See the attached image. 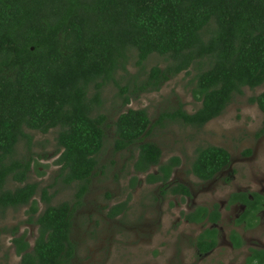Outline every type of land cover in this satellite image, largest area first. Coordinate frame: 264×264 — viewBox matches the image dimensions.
<instances>
[{
  "label": "trees",
  "instance_id": "trees-1",
  "mask_svg": "<svg viewBox=\"0 0 264 264\" xmlns=\"http://www.w3.org/2000/svg\"><path fill=\"white\" fill-rule=\"evenodd\" d=\"M133 55L139 74L129 76L122 86L117 76L128 74ZM153 55L164 57L167 64L146 72L144 65ZM194 66L198 72L193 96L200 108L192 114L182 108L164 113L156 125L169 119L203 128L244 88L264 85V0H0V216L10 208L29 207L28 222L38 226L34 245L26 234L12 239L20 264H69L75 255V207L69 202L51 205L43 189L46 208L38 215L39 185L27 182L38 162L31 152L33 138L25 131L58 130L56 165L66 185L79 184L75 196L80 206L98 173L105 144L107 117L98 113L103 88L114 83L128 105ZM250 103L264 114V91ZM152 128L146 109L121 113L115 122L114 152L138 145L134 171L147 174L145 182L160 184L164 194L190 197L189 187L170 182L181 159L172 157L163 164L161 149L143 143ZM22 140L29 156L16 159ZM230 164L226 149L199 147L191 173L206 182ZM154 167L157 171L150 173ZM11 181L20 186L9 188ZM138 184L133 178L132 188ZM252 196L255 202L247 193L231 196V202L247 205L244 218L251 220L264 202L262 195ZM127 206L128 201L114 206L109 216L121 215ZM220 216L218 210L211 213L200 207L184 219L217 222ZM17 230L10 232L16 235ZM210 235L208 230L205 236ZM232 238L238 247L239 238ZM199 246L207 251L215 243ZM255 259L263 264L264 256L256 252L247 264H255Z\"/></svg>",
  "mask_w": 264,
  "mask_h": 264
},
{
  "label": "rangeland",
  "instance_id": "rangeland-1",
  "mask_svg": "<svg viewBox=\"0 0 264 264\" xmlns=\"http://www.w3.org/2000/svg\"><path fill=\"white\" fill-rule=\"evenodd\" d=\"M132 58L128 74L120 72L117 76L122 86L129 76L139 74L134 55ZM166 64L164 57L153 55L144 68L149 72L153 66L164 68ZM197 72L196 66L191 67L165 83L159 91L132 98L128 105H124L119 87L114 83L103 88L98 113L107 117L105 144L98 158V173L92 177L80 206H76L75 196L79 184L66 185L60 178V167L56 165L60 156L56 141L58 130L47 134L25 131L33 138L31 152L38 162V165L33 163L27 180L39 185L35 197L38 215L46 208L41 199L43 189L47 190L51 205L69 202L75 207L71 234L75 255L69 264H243V252L233 250L229 241L213 253L199 258L194 239L203 227L188 223L184 215L192 212L198 204L208 207L219 204L223 216L219 227L229 239L234 228L233 219L240 212L238 209L228 212L226 203L230 193L240 189L264 194V114L256 104L250 103L252 97L264 91V85L254 90L244 88L242 94L234 96L220 117L203 128L169 119L156 125L164 113L172 114L182 108L192 114L200 108L201 102L193 96ZM128 109L147 110L153 128L143 143H154L161 149L163 164L172 157L181 159V165L174 171L170 182L188 186L191 197L164 194L160 184H147V174H137L133 167L138 145L123 152H114L115 122ZM207 146L226 149L232 156L229 170L233 169L234 173L229 171L216 181L201 184L191 173V165L196 150ZM246 151L251 154L246 155ZM25 156L29 154L26 141L22 140L16 148L15 158ZM155 171L156 167L150 173ZM135 177L139 184L132 188ZM18 186L20 184L12 181L8 184L12 189ZM126 201L128 206L121 215L109 216L114 206ZM28 210L29 207L10 208L3 217L0 216V264L21 262L15 253L13 237L26 234L30 245H34L38 226L28 222ZM232 212L234 216H229ZM14 228L18 229L16 235L10 232ZM245 236L247 243L244 249L255 244L264 246V219L256 229L246 231Z\"/></svg>",
  "mask_w": 264,
  "mask_h": 264
},
{
  "label": "flooded vegetation",
  "instance_id": "flooded-vegetation-1",
  "mask_svg": "<svg viewBox=\"0 0 264 264\" xmlns=\"http://www.w3.org/2000/svg\"><path fill=\"white\" fill-rule=\"evenodd\" d=\"M231 167H232V156H231V164L229 166H227V167H224L220 172H218L215 175V177L213 179L204 182V181L198 179L197 177L196 178L199 180V182H201V184H204V183H207V182H213V181H216L217 179H219V177H221L224 173L229 172L230 171L229 169H231ZM174 171H173V173H174ZM230 172L231 173H234L233 169ZM173 173H172V175H173ZM229 175L230 174H228L227 176H229ZM171 178H172V176H171ZM235 193L236 194H238V193H247L248 194V198L252 202H255V200H254V198L252 196V193H257V194H260V195H262L264 197V194H262V193L242 191L240 189L234 191L233 193H230L229 198H228L227 203H226L227 204L226 205V208L228 209V212L230 210L233 211L235 209L236 210L237 209L240 210V212H237L236 215H235V217H234V219H233V227L234 228L230 231L229 239L226 238V235L222 232V229L219 227V223L223 219L222 213L220 211V207L221 206L219 204H216V203L215 204H212L211 207H208L206 205H199L198 204L197 207H195L193 211H195L196 209L202 207V208H207V210L209 212H211V213L213 211H215V210H218V212L221 215L220 216V219L217 222H211L209 219H205L201 223H191V224H194V225H198L200 227L201 226L203 227L202 232L200 234H198L195 237V239H194L195 240L194 241V246L197 249V256L199 258L202 257V256H205V255H208V254L213 253L214 251H216V249L220 245H225V244L228 243V241L230 242L231 248L233 250L243 252V255H242V257H244L243 264H247L248 259L251 258V257H253L256 254V252L258 254H262L264 256V246L263 245L258 246L257 244H255L252 247H248V249H244V247H245V245L247 243L246 236H245L246 231H251L253 229H256L261 224L262 220L264 219V202L261 203V207L256 211V213L253 216L252 220L249 219V218H244L245 214L248 211L247 205L245 203H243L242 200H238V201H235V202H231V196L233 194H235ZM191 195H192V192H191ZM194 206H196V203H194ZM229 216H234V213L233 212L230 213ZM208 230L210 231V234H211L210 235V238H207L205 236L206 235V232ZM233 234H235L239 238V240H240V245L238 247L236 246L235 241L232 238V235ZM203 235H204V237L202 238ZM202 241H204V243H202ZM213 243H215V246L214 247H212L211 249H209L207 251H201V248H200L199 245L206 244L209 247H211ZM244 252H245V254H244ZM254 263L255 264H260L258 262V260H256V259L254 260ZM263 264H264V261H263Z\"/></svg>",
  "mask_w": 264,
  "mask_h": 264
}]
</instances>
